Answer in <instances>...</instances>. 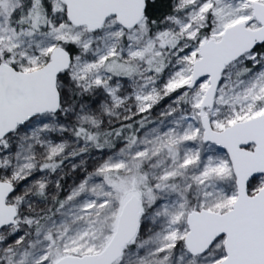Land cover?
I'll return each mask as SVG.
<instances>
[{
	"label": "snow or ice",
	"instance_id": "snow-or-ice-1",
	"mask_svg": "<svg viewBox=\"0 0 264 264\" xmlns=\"http://www.w3.org/2000/svg\"><path fill=\"white\" fill-rule=\"evenodd\" d=\"M0 264H264V0H0Z\"/></svg>",
	"mask_w": 264,
	"mask_h": 264
},
{
	"label": "rangeland",
	"instance_id": "rangeland-1",
	"mask_svg": "<svg viewBox=\"0 0 264 264\" xmlns=\"http://www.w3.org/2000/svg\"><path fill=\"white\" fill-rule=\"evenodd\" d=\"M71 181H69V183H70Z\"/></svg>",
	"mask_w": 264,
	"mask_h": 264
}]
</instances>
